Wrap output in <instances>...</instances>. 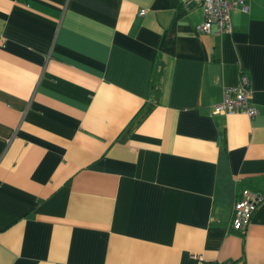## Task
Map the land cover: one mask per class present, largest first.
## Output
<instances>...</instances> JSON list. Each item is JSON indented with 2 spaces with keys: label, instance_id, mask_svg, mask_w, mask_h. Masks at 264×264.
Listing matches in <instances>:
<instances>
[{
  "label": "crops",
  "instance_id": "crops-1",
  "mask_svg": "<svg viewBox=\"0 0 264 264\" xmlns=\"http://www.w3.org/2000/svg\"><path fill=\"white\" fill-rule=\"evenodd\" d=\"M201 19L197 0H0V264H264V0L227 33ZM240 70L256 113L211 112ZM243 188L262 198L241 232Z\"/></svg>",
  "mask_w": 264,
  "mask_h": 264
},
{
  "label": "built area",
  "instance_id": "built-area-1",
  "mask_svg": "<svg viewBox=\"0 0 264 264\" xmlns=\"http://www.w3.org/2000/svg\"><path fill=\"white\" fill-rule=\"evenodd\" d=\"M202 8V19L197 24L202 32L227 33L231 31L230 11L244 0H197ZM143 9L140 10V13ZM250 81L244 70H240L234 84L224 86L222 98L213 104L211 112H235L243 111L248 116L256 113V107L250 102ZM262 198L259 192H253L247 188L239 191L231 209L229 225L241 232L246 228L249 219L257 204ZM195 264H206L200 254H193ZM219 264H232L231 259L221 260Z\"/></svg>",
  "mask_w": 264,
  "mask_h": 264
},
{
  "label": "trees",
  "instance_id": "trees-1",
  "mask_svg": "<svg viewBox=\"0 0 264 264\" xmlns=\"http://www.w3.org/2000/svg\"><path fill=\"white\" fill-rule=\"evenodd\" d=\"M173 23L174 22L172 21L170 26L168 27L166 38L164 41V48L170 53L173 51Z\"/></svg>",
  "mask_w": 264,
  "mask_h": 264
}]
</instances>
